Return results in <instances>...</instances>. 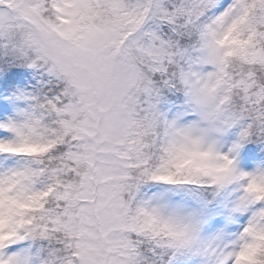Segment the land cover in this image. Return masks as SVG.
<instances>
[{"label":"snow or ice","instance_id":"obj_1","mask_svg":"<svg viewBox=\"0 0 264 264\" xmlns=\"http://www.w3.org/2000/svg\"><path fill=\"white\" fill-rule=\"evenodd\" d=\"M0 264H264V0H0Z\"/></svg>","mask_w":264,"mask_h":264}]
</instances>
